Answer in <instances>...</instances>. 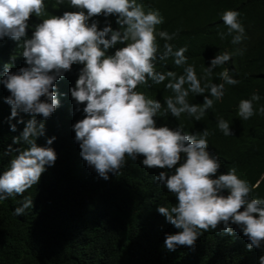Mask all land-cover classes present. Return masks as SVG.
Returning a JSON list of instances; mask_svg holds the SVG:
<instances>
[{
  "label": "clouds",
  "instance_id": "clouds-1",
  "mask_svg": "<svg viewBox=\"0 0 264 264\" xmlns=\"http://www.w3.org/2000/svg\"><path fill=\"white\" fill-rule=\"evenodd\" d=\"M50 2L53 8L67 4L69 10L45 15ZM98 15L106 18L103 26L94 18ZM110 15L115 18V28L107 19ZM240 15L238 9H225L220 14L226 26L217 33L221 40L228 36L230 43L238 44L245 38ZM31 16L40 18L39 22L29 23ZM163 22L160 10L146 8L144 0H0V39L17 41L19 56L24 58L23 66L12 71L17 57L13 52L0 71V84L9 92L3 98L10 105L5 118L9 129L15 132L17 125L23 124L12 143L0 151V158L14 153L7 167L0 170V201L38 184L41 174L55 163L57 153L51 145L56 137H46L43 145L37 138L45 135V120L64 95L58 94L55 81L77 64L82 67L68 92L75 111H81L83 105V118L71 125L79 155L105 180L110 173H119L125 157L136 161L142 156V166L163 169L152 179L173 193L176 202L158 204L156 211L178 229L164 233L163 247L169 251L181 245L194 247L201 230L220 225L221 234L244 235L246 249H262L264 197L249 195L256 185L238 176L235 167L218 172L222 162L208 149L210 133L206 128L189 132L180 124L158 125L156 119L164 114L178 118L186 113L199 121L213 101L224 96L225 84L239 83L227 67L216 73L221 82L206 78L213 75L214 68L244 50H218L198 77L194 65L187 63L188 45L175 47L169 43L177 32L158 29L156 26ZM27 29H31L30 35ZM157 38L164 41L162 46H158ZM169 57L174 65L182 67L180 74L157 69L158 62ZM161 82L172 93L163 98V108L160 99L137 88ZM206 90L202 103L188 101L189 93L203 94ZM260 99L256 91L239 99L236 116L247 120L254 114H264V104L254 107ZM13 118H17L15 123ZM216 127L225 136L233 135L229 121L223 117L217 119ZM32 206L33 199L23 196L12 214L21 216ZM256 264H264V251Z\"/></svg>",
  "mask_w": 264,
  "mask_h": 264
},
{
  "label": "trees",
  "instance_id": "trees-1",
  "mask_svg": "<svg viewBox=\"0 0 264 264\" xmlns=\"http://www.w3.org/2000/svg\"><path fill=\"white\" fill-rule=\"evenodd\" d=\"M144 5L158 8L164 16V22L156 26L158 29L177 32L169 43L175 47L188 45L187 63L194 65L198 77L218 50L230 53L235 49L244 50L242 55L235 54L214 68L213 75L206 78L221 82L216 73L227 67L229 75L239 83L225 84L224 96L214 100L212 108L199 121L186 113L178 118L164 114L156 119L158 125L180 124L189 132L206 128L210 133L208 149L218 154L222 162L218 172L235 167L238 176L256 185L250 197H264V114H254L247 120L236 116L239 99L247 98L253 91L261 97L254 102V107L264 104V0H144ZM225 9H238L241 14L245 38L238 44L230 43L228 36L221 40L217 35L226 27L220 18ZM64 10H69L67 4L53 8L50 2L45 15L60 14ZM94 18L103 26L105 17ZM39 19L31 16L29 23H37ZM107 19L117 27L114 17L110 15ZM26 31L31 34V29ZM17 43L8 37L0 39V71L13 52L17 57L11 70L23 66L24 58L19 56L21 49ZM163 43L157 38L158 46ZM80 67L72 65L70 71L55 81L58 94L64 95L45 120V135L37 138V143L43 145L46 137H56L51 145L57 153L55 163L41 174L38 184L0 201V264H256L264 248L246 249L244 235L221 234L220 225L217 229L201 230L194 247L181 245L172 251L165 249L164 233L178 229L156 211V206L176 201L173 193L152 179L163 169L142 166V156L136 161L125 157L119 173H110L107 180L86 165L71 128L83 118V105L81 111H75L68 92ZM157 69L182 72V67L174 65L171 57L158 62ZM164 83L150 87L137 85V88L153 99H160L163 108V98L172 95ZM207 94V90L203 94L189 93L187 99L190 103H202L203 95ZM7 95L8 90L0 84V151L12 143V137L23 127L18 124L15 132L10 131L5 119L10 114V105L3 99ZM21 115L29 118L28 114ZM219 117L229 121L233 135L225 136L216 127ZM12 155L0 158V170L7 167ZM23 196H30L33 206L23 215L14 216L12 209L22 202Z\"/></svg>",
  "mask_w": 264,
  "mask_h": 264
}]
</instances>
